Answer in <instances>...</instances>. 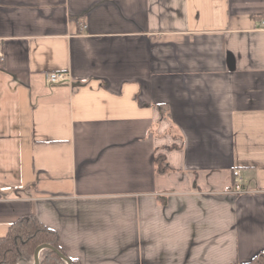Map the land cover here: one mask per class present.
Listing matches in <instances>:
<instances>
[{
  "label": "crops",
  "instance_id": "1",
  "mask_svg": "<svg viewBox=\"0 0 264 264\" xmlns=\"http://www.w3.org/2000/svg\"><path fill=\"white\" fill-rule=\"evenodd\" d=\"M263 20L264 0H0V237L33 214L80 264L264 252Z\"/></svg>",
  "mask_w": 264,
  "mask_h": 264
},
{
  "label": "trees",
  "instance_id": "2",
  "mask_svg": "<svg viewBox=\"0 0 264 264\" xmlns=\"http://www.w3.org/2000/svg\"><path fill=\"white\" fill-rule=\"evenodd\" d=\"M153 164L159 174L170 172L169 165L161 154L154 157ZM41 245H49L65 256L54 230L39 222L33 214L21 216L12 222L6 235L0 237V264H34L35 249ZM68 260L71 264H80L76 260ZM38 261L39 264H66L46 248L38 253ZM242 264H264V252H259L249 262Z\"/></svg>",
  "mask_w": 264,
  "mask_h": 264
},
{
  "label": "water",
  "instance_id": "3",
  "mask_svg": "<svg viewBox=\"0 0 264 264\" xmlns=\"http://www.w3.org/2000/svg\"><path fill=\"white\" fill-rule=\"evenodd\" d=\"M50 249L51 251H53L55 254L58 255V257L63 260L66 264H71L68 260L67 257L63 256L62 254H60L56 249H54L53 247L49 246V245H41L39 247H37L35 249V252H34V264H39V261H38V253L42 250V249Z\"/></svg>",
  "mask_w": 264,
  "mask_h": 264
},
{
  "label": "built area",
  "instance_id": "4",
  "mask_svg": "<svg viewBox=\"0 0 264 264\" xmlns=\"http://www.w3.org/2000/svg\"><path fill=\"white\" fill-rule=\"evenodd\" d=\"M261 30H264V20L262 21L261 23V27H260ZM2 60V58L0 57V61ZM59 74L57 73H49L47 74V78L51 81V82H55L59 79ZM234 175H236V173H234Z\"/></svg>",
  "mask_w": 264,
  "mask_h": 264
}]
</instances>
